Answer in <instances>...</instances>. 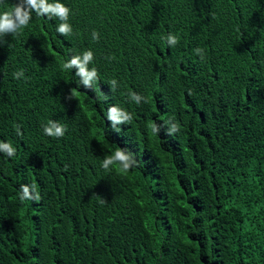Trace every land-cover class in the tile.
<instances>
[{"label":"trees","instance_id":"trees-1","mask_svg":"<svg viewBox=\"0 0 264 264\" xmlns=\"http://www.w3.org/2000/svg\"><path fill=\"white\" fill-rule=\"evenodd\" d=\"M64 2L72 33L33 13L0 43V139L17 149L0 154V264H264V0ZM88 48L95 89L62 67ZM113 103L133 117L120 131ZM51 118L64 136L43 133ZM117 145L140 166L102 169Z\"/></svg>","mask_w":264,"mask_h":264},{"label":"clouds","instance_id":"clouds-1","mask_svg":"<svg viewBox=\"0 0 264 264\" xmlns=\"http://www.w3.org/2000/svg\"><path fill=\"white\" fill-rule=\"evenodd\" d=\"M33 13L36 16H43L47 14L49 19L58 18L60 23L55 25V32L67 36L72 33L73 27L69 22L71 9L64 0H17L12 7L4 6L0 8V43L4 42V36L7 33H11L15 36L25 26L29 25L33 18ZM92 39L99 38V33L93 30ZM168 46L176 45L179 41V36L175 33L169 32L163 37ZM196 52L201 53V49L197 48ZM71 53V52H69ZM66 54V58L63 61L62 67L65 70H72L75 68L74 77H78L79 83L85 87H92L95 89L96 81L98 80V70L94 65V52L88 48L81 53L69 55ZM90 65H92L90 67ZM72 73V72H71ZM16 79H20L24 76L23 70H18L14 74ZM111 89L117 87V80L112 79L109 82ZM131 100L139 105L142 100H145L141 94L132 92L130 93ZM107 119L111 122V126L117 131H120L119 125L121 123H129L133 117L129 111L119 104H111L107 107ZM167 125V132L174 134L179 131V126L174 120L164 121ZM152 130L158 133L159 126L157 123L152 125ZM66 125L59 122V119H49L46 124L43 125V133L50 137H62L65 135ZM17 136L22 135V129L19 125L16 126ZM17 152L16 147L10 141L0 139V154L6 155L7 158L12 159ZM113 166H116L119 171L126 173L130 169H134L140 166V162L134 157L132 151L127 148H122L117 145L116 149L112 153H108L103 156L101 168L104 170H110ZM18 199L23 202H33L39 200V196L36 192V187L33 184L22 183L18 187L17 191ZM101 203H104V199L101 198Z\"/></svg>","mask_w":264,"mask_h":264}]
</instances>
